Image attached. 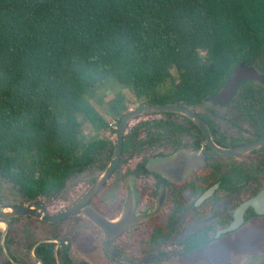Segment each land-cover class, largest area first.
Returning <instances> with one entry per match:
<instances>
[{"label":"trees","instance_id":"obj_1","mask_svg":"<svg viewBox=\"0 0 264 264\" xmlns=\"http://www.w3.org/2000/svg\"><path fill=\"white\" fill-rule=\"evenodd\" d=\"M242 62L264 74V0H0V175L55 194L108 147V119L202 101ZM111 79L130 94L105 116L87 98Z\"/></svg>","mask_w":264,"mask_h":264},{"label":"flooded vegetation","instance_id":"obj_2","mask_svg":"<svg viewBox=\"0 0 264 264\" xmlns=\"http://www.w3.org/2000/svg\"><path fill=\"white\" fill-rule=\"evenodd\" d=\"M163 105L177 109L128 122L97 189L122 121L109 122L108 147L55 194L28 199L0 175V264H219V250L231 258L228 237L264 220V83L244 82L223 103L167 95L127 115ZM26 205L32 214L13 213Z\"/></svg>","mask_w":264,"mask_h":264},{"label":"rangeland","instance_id":"obj_3","mask_svg":"<svg viewBox=\"0 0 264 264\" xmlns=\"http://www.w3.org/2000/svg\"><path fill=\"white\" fill-rule=\"evenodd\" d=\"M175 73V71H173ZM129 95L130 91L124 89L122 86L116 83L114 79L97 85L94 89V96L87 98V101L94 107V109L107 116L106 111L108 110V103L120 95ZM136 104H133V107ZM111 122V119H108ZM92 130L88 129V133ZM257 225H251L243 232H237L228 237V240L233 245V252H230L231 258L223 250L217 252L219 264H244L245 262L252 261L253 258L264 256V220H260ZM223 243H221L222 245ZM210 257L208 253L198 254L196 257L191 258L190 262L205 259ZM186 263L184 260L181 264ZM187 264V263H186Z\"/></svg>","mask_w":264,"mask_h":264},{"label":"water","instance_id":"obj_4","mask_svg":"<svg viewBox=\"0 0 264 264\" xmlns=\"http://www.w3.org/2000/svg\"><path fill=\"white\" fill-rule=\"evenodd\" d=\"M260 82L264 83V74H261L259 70L254 66H248L245 62H242L236 67L233 72L228 77L224 89L220 93H216L209 97V100L212 102H228L230 101L238 87L244 83V82ZM177 107L175 105L173 106H148L140 108L136 111L130 112L128 115L125 116V118L122 120L119 129L117 130V146H116V152L114 155V160L108 169L107 173L105 174V177L103 180L96 186V189L103 183V181L106 179V177L110 174L114 166L119 160L120 154H121V147H122V133L128 122L138 116L142 115L144 113H152V112H160V111H175ZM192 117L193 115L190 114ZM32 205V204H31ZM31 205H26L24 207L20 208H12L13 213L15 215H22V214H32L30 210ZM70 212H67L65 215H69Z\"/></svg>","mask_w":264,"mask_h":264},{"label":"built area","instance_id":"obj_5","mask_svg":"<svg viewBox=\"0 0 264 264\" xmlns=\"http://www.w3.org/2000/svg\"><path fill=\"white\" fill-rule=\"evenodd\" d=\"M113 126H114V123L110 122V127L114 128Z\"/></svg>","mask_w":264,"mask_h":264}]
</instances>
